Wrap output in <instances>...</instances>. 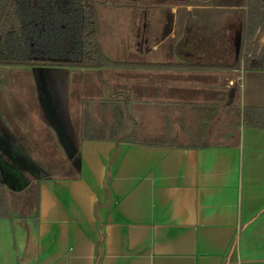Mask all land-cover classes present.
Here are the masks:
<instances>
[{"label":"crops","instance_id":"crops-1","mask_svg":"<svg viewBox=\"0 0 264 264\" xmlns=\"http://www.w3.org/2000/svg\"><path fill=\"white\" fill-rule=\"evenodd\" d=\"M201 1L141 8L157 18L122 65L81 69L94 85L71 106L80 165L54 149L63 167L33 181L35 215L0 220L32 219L28 262L264 264V128L244 120L264 109V71L236 65L247 8Z\"/></svg>","mask_w":264,"mask_h":264},{"label":"rangeland","instance_id":"rangeland-1","mask_svg":"<svg viewBox=\"0 0 264 264\" xmlns=\"http://www.w3.org/2000/svg\"><path fill=\"white\" fill-rule=\"evenodd\" d=\"M103 1H107L104 2L107 5L111 2ZM121 1L123 0H115L125 5L120 3ZM131 6L128 10L113 6L104 10L99 8L100 44L111 58H115L120 50L128 53L134 51L139 43V29L142 24H150L157 18V9H151L150 20H147V17H143L144 10H141L143 6ZM214 16L213 20L224 21L220 12H216ZM242 64L248 67L247 62L242 61ZM82 71L84 70L42 66H0V137L10 146L18 145L13 149L32 165L29 168L20 160H11L0 152V159L10 179V182L7 179L6 185L10 213L19 212L21 209V212L34 216L38 205V185L33 181L40 178L35 169L54 174L60 170L62 158L50 156L53 155L54 149L65 151L60 137L64 130L70 137L68 127L71 126V106L76 99L81 100L80 95L83 94L86 95V100H90V88L84 90L82 87L94 85L90 73ZM47 143L52 145L49 148L51 147L53 152L48 153L49 151L45 150ZM65 154L64 160H70ZM19 220H13L11 224L9 221L0 223V264H33L28 262L29 255L26 248L24 249L23 239L24 232L25 235L26 232L34 234L33 221L26 219V223L30 224L29 228H26L25 223ZM9 232L16 235V248L15 244H10Z\"/></svg>","mask_w":264,"mask_h":264},{"label":"trees","instance_id":"trees-1","mask_svg":"<svg viewBox=\"0 0 264 264\" xmlns=\"http://www.w3.org/2000/svg\"><path fill=\"white\" fill-rule=\"evenodd\" d=\"M158 1H121L129 5L125 6L115 0L108 5L103 0H0V66L88 70L120 66L101 47L99 8L128 10L131 4L149 7ZM208 1L214 7L247 8L237 30L236 65L243 60L264 71V0ZM244 120L264 128V109H245ZM7 184L0 175V220L12 218Z\"/></svg>","mask_w":264,"mask_h":264},{"label":"water","instance_id":"water-1","mask_svg":"<svg viewBox=\"0 0 264 264\" xmlns=\"http://www.w3.org/2000/svg\"><path fill=\"white\" fill-rule=\"evenodd\" d=\"M61 138V141H62V143H63V145H64V148H65V152H66V154L69 156V158L71 159V160H73L77 165H80V163H81V161H80V158L78 157V156H76V154H77V151H76V149H75V147H74V145H73V143L70 141V139H69V137H68V135L66 134V131L64 130L63 131V134H62V136L60 137ZM0 149H1V151L6 155V156H8V157H10V155H12V153H13V158H14V160H20V159H22L21 158V156L19 155V153L15 150V149H11L2 139H1V137H0ZM11 151V153L9 154V152ZM11 157V158H12ZM12 158V159H13ZM21 162L24 164V165H26L27 167H29V168H31L32 167V165L29 163V162H27L26 160H21ZM0 168H1V170H2V172H3V176L4 177H7L8 176V173L5 171V169H4V164H3V162H2V160L0 159ZM35 171H36V173H38V174H40L41 173V171H40V169H38V168H36L35 169Z\"/></svg>","mask_w":264,"mask_h":264},{"label":"flooded vegetation","instance_id":"flooded-vegetation-1","mask_svg":"<svg viewBox=\"0 0 264 264\" xmlns=\"http://www.w3.org/2000/svg\"><path fill=\"white\" fill-rule=\"evenodd\" d=\"M131 4V3H130ZM11 149H13V148H15L14 146H10L7 142H5ZM0 152H2L1 151V149H0ZM11 153V151L9 152V154ZM13 156V153H12V155H10V159H11V157ZM13 158V157H12ZM14 159V158H13ZM12 160V159H11ZM22 159H20V161H21ZM18 162V161H17ZM0 175L2 176L3 175V172H2V170H1V168H0ZM4 177V176H3ZM4 178H6V179H9V177L7 176V177H4ZM9 182H10V179H9Z\"/></svg>","mask_w":264,"mask_h":264}]
</instances>
